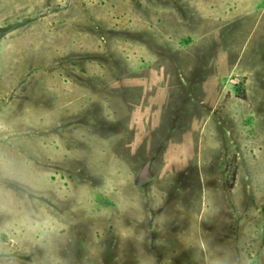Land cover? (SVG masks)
Listing matches in <instances>:
<instances>
[{
	"label": "rangeland",
	"instance_id": "374dc122",
	"mask_svg": "<svg viewBox=\"0 0 264 264\" xmlns=\"http://www.w3.org/2000/svg\"><path fill=\"white\" fill-rule=\"evenodd\" d=\"M143 221L146 264H264V0H0V264H136Z\"/></svg>",
	"mask_w": 264,
	"mask_h": 264
},
{
	"label": "crops",
	"instance_id": "0c3cea01",
	"mask_svg": "<svg viewBox=\"0 0 264 264\" xmlns=\"http://www.w3.org/2000/svg\"><path fill=\"white\" fill-rule=\"evenodd\" d=\"M79 50V45L77 47H72V52ZM65 51H61L63 57L60 58V61L64 59ZM32 86H37L36 89H31L28 95L35 99L36 95L41 96V100L32 103L31 106L26 107L30 116H59L60 112H64L65 103L68 102L72 106H68L69 110H74V102H79L81 99V91L79 83H69L65 82L59 78H48L40 83H31ZM55 87V88H53ZM31 100V101H32ZM170 212H176V206H171ZM166 225V224H165ZM145 222L137 223H117L113 227V231L117 230H126L127 232H119L117 236H120L123 240H129L130 242L126 245V248L123 249L124 261L129 263V261L136 262V264H146L150 261V250L149 245H146V233L145 229H150L146 227ZM155 226V225H154ZM166 226L171 227V229H178L176 224H167ZM165 228V227H164ZM135 241V243H134ZM147 246V248H146Z\"/></svg>",
	"mask_w": 264,
	"mask_h": 264
}]
</instances>
